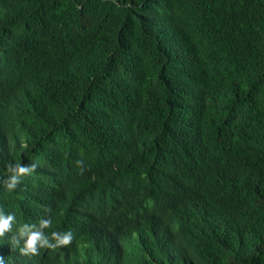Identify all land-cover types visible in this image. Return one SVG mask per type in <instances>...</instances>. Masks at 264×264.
Returning a JSON list of instances; mask_svg holds the SVG:
<instances>
[{"label": "trees", "instance_id": "1", "mask_svg": "<svg viewBox=\"0 0 264 264\" xmlns=\"http://www.w3.org/2000/svg\"><path fill=\"white\" fill-rule=\"evenodd\" d=\"M17 162L5 264H264V0H0ZM49 217L72 242L22 254Z\"/></svg>", "mask_w": 264, "mask_h": 264}, {"label": "clouds", "instance_id": "2", "mask_svg": "<svg viewBox=\"0 0 264 264\" xmlns=\"http://www.w3.org/2000/svg\"><path fill=\"white\" fill-rule=\"evenodd\" d=\"M78 164L82 162L77 161ZM36 164H22L20 162L10 163L7 165V172L9 173L6 180L0 181L8 191L16 189L20 183L22 177L30 175L35 171ZM84 169L81 168V172ZM14 214H5L0 211V236L12 229V222L15 221ZM52 223L51 218H42L38 222V227L33 224H24L18 230V235L23 238V246L20 248V252L24 255L37 256L39 250L42 248L56 249L59 246L69 245L73 240V233L71 231L51 233V238L45 235L44 229L48 228ZM35 228V230H32ZM55 241L50 243L49 241ZM0 264H5V258L0 257Z\"/></svg>", "mask_w": 264, "mask_h": 264}]
</instances>
